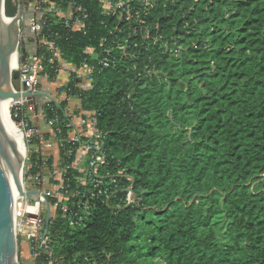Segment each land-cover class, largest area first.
I'll return each instance as SVG.
<instances>
[{"label":"trees","instance_id":"trees-1","mask_svg":"<svg viewBox=\"0 0 264 264\" xmlns=\"http://www.w3.org/2000/svg\"><path fill=\"white\" fill-rule=\"evenodd\" d=\"M5 1V15L14 16L16 4ZM76 2L90 15L84 32L51 23L42 33L57 31L64 59L77 67L87 46L94 56L110 51L107 68L86 59L90 87L71 77L57 93L94 115V141L105 154L96 176L117 188L105 201L90 199L83 226L52 222L54 257L61 264H264V0H132L131 17L121 22L103 15L98 1ZM43 66L51 73L52 64ZM65 103L42 108L46 120L57 116L59 139L72 130ZM59 153L60 166L75 158ZM43 158L30 153L31 173ZM81 175L66 171L68 193H87ZM130 184L138 205H125ZM58 239L67 251L57 250Z\"/></svg>","mask_w":264,"mask_h":264},{"label":"built area","instance_id":"built-area-1","mask_svg":"<svg viewBox=\"0 0 264 264\" xmlns=\"http://www.w3.org/2000/svg\"><path fill=\"white\" fill-rule=\"evenodd\" d=\"M93 1L99 2V8L103 15L112 13L120 22L131 17L129 12L132 0ZM24 2H27V8H29L28 14H24V16L27 18L35 43L33 50L25 54L24 60L17 64L21 87L24 85L27 92H37L42 80H55L62 71L67 72V81L72 77L80 81L77 86L84 87L86 82L91 81L92 71V67L87 64L86 59L93 58L95 48L86 47L84 53L87 56L81 66L77 67L64 59L62 51L56 43V39L59 37L58 32L51 31L49 28L46 29V34H43L42 31L45 26L56 23L67 32H84L86 23L90 19L89 13L76 0H23L22 4ZM19 5L16 4L17 11L20 10ZM136 20H138V16ZM104 41V38L101 39V46ZM40 48H43L42 52L38 51ZM109 55V49L104 48L100 51V56H94L100 69L110 66L112 59ZM45 60L53 65L51 73H42ZM88 87H90V83ZM31 101L21 97L12 105V107H16V114L17 112L19 114V125L27 142L34 138L38 141L42 140L41 134L31 120V116L36 114L35 106ZM66 116L69 118V125L72 126V130L68 132L66 138H57V134L60 133V129L55 127L57 116L47 120V123L52 129L53 136L57 138L59 147L63 149L64 155L69 158L74 154V160L64 166H60L58 161L59 172L55 171L53 175L48 176L42 173V168L48 166L45 164L47 158H43L40 171L36 174L29 171L28 175L30 184H32L29 190H39L41 195L18 196L13 200L15 242L20 238L21 244L28 243L27 251L32 264H61V260L54 257L51 248L54 239L50 230L52 222L60 220V224H65L68 228L83 226L84 220L88 218L90 199L105 201L110 193L117 188L114 179L103 182L96 176L97 168L105 161V154L102 145L94 141L100 137V133L96 129L94 115L79 108L77 113L75 111L67 112ZM80 137L87 141L74 148ZM65 143L68 144L67 147L64 146ZM85 162L86 165H84ZM70 168L82 172V175L77 177V182L82 187L89 186L86 189V194L67 192L68 185L64 183V174ZM49 181L54 186L47 190L46 184ZM40 185L41 187H38ZM23 189L26 191L25 188ZM126 190L125 205L137 203L132 184ZM44 200L48 202V206L42 203ZM90 261H92L91 264H97L94 259H90Z\"/></svg>","mask_w":264,"mask_h":264},{"label":"water","instance_id":"water-1","mask_svg":"<svg viewBox=\"0 0 264 264\" xmlns=\"http://www.w3.org/2000/svg\"><path fill=\"white\" fill-rule=\"evenodd\" d=\"M4 2L5 0H3L2 2V11L0 15V96L11 99L15 102L21 97H25L26 99L31 101L35 96L44 95L46 98H48L49 101H53L54 103L58 104V101L55 98L44 92L37 91L31 93L25 91V86L22 85L21 87L18 70L9 72L8 64L10 52L12 51L13 47H15L17 51L18 41L17 34H15V32L12 34L8 32L5 20H15L17 28V23L21 19L25 18V13L21 14V11L18 10L14 16H6L4 12ZM23 60L24 56L22 55L21 61ZM9 118L11 120L10 115ZM4 142H6L12 149H17L16 143L10 138V135L7 132L6 125L0 118V148L2 146V143ZM22 165L23 159L21 160V165L19 168L20 177L17 184L19 196L34 197L36 195H41V192L36 189L24 191L21 181ZM8 193L9 192L8 188L6 187V180L4 178L2 169L0 168V264H18V259L15 252V237L12 230L10 216L11 203L9 202ZM42 203L48 206L47 201L44 200Z\"/></svg>","mask_w":264,"mask_h":264},{"label":"rangeland","instance_id":"rangeland-1","mask_svg":"<svg viewBox=\"0 0 264 264\" xmlns=\"http://www.w3.org/2000/svg\"><path fill=\"white\" fill-rule=\"evenodd\" d=\"M22 1L23 0H20V1L13 0L14 4H20L19 8H20L21 14L25 13V15H27L29 12V8L24 6V4H22ZM25 1H28V0H25ZM17 28L18 29H17V32H15V34H17V41H18L17 42V58H18L17 64H19V63H21V56L23 55L25 57V54L30 53L34 48L35 42H34V38L32 37L31 30H30L29 24L27 23L26 17L24 19H21L17 23ZM14 70H17V66H16V69H14ZM17 114H18V112H17ZM17 114H16V107L11 106V108L9 110V115L11 117V121L14 124V126L20 130V131L19 130L18 131L20 133V136H21V139L23 142L24 157H23L21 181H22L23 188H25L27 191V190H29L30 187H32V184H30V181L28 178L29 171H30L29 170L28 157H29L30 153L36 152V153H38V156H43L44 158H49V157L53 158L54 156H57V148H56L57 147L56 146L57 140L51 141L52 135H49V136H51V137H49L50 139L48 138L49 140L47 138H45L43 135L42 140H39L38 143L29 144L27 142V139L25 137L24 132L21 130V127L19 125V119H18L19 114L18 115ZM45 139H47V140H45ZM58 166H59V164L57 163V161H53L50 166H44L42 168V173L47 174L48 176H50V174L53 175L55 171L59 172ZM56 175H57V173H56ZM46 186L48 188L47 190H50L54 186V184L51 181H49L46 184ZM38 187H41V185ZM138 203H139V201L137 200V203L133 202V203H130V205H138ZM65 232H66V229H64V228L60 229L61 234L65 233ZM66 242H67L66 239H61V240L58 239L57 250H66L67 251L66 245H64V243L67 244ZM15 244H16L15 252H16L17 259H18V264H25L23 254H22L24 244H21L20 238L17 239Z\"/></svg>","mask_w":264,"mask_h":264},{"label":"bare ground","instance_id":"bare-ground-1","mask_svg":"<svg viewBox=\"0 0 264 264\" xmlns=\"http://www.w3.org/2000/svg\"><path fill=\"white\" fill-rule=\"evenodd\" d=\"M2 2L3 0H0V15L2 11ZM5 22H6L7 30L10 34L17 32L15 20L6 19ZM17 59H18L17 51L16 48L13 47L9 57V64H8L9 72H12L14 69H16ZM13 102L14 101H12L11 99L0 96V118L6 125L7 132L10 135V138L16 143V147H17V149L14 150L10 146H8L6 142H4L2 143V146L0 148V168L2 169L4 178L6 180V187L8 188V192H9L8 197H9V202L11 203L10 216H11L12 230L14 234L13 200L14 198H17L19 196L17 190V186H18L17 184L20 177L19 168L21 165V160L24 157V152H23V142L19 133L20 130L14 126V124L9 118V110L13 105Z\"/></svg>","mask_w":264,"mask_h":264},{"label":"crops","instance_id":"crops-1","mask_svg":"<svg viewBox=\"0 0 264 264\" xmlns=\"http://www.w3.org/2000/svg\"><path fill=\"white\" fill-rule=\"evenodd\" d=\"M24 6L27 7V2H24ZM67 79H68L67 72L66 71H62V72H60L57 75L55 80H50V81L42 80L38 91L44 92L46 94L51 95L53 98H55L58 101V104L60 102H62V101L66 102L65 105H64V109L66 110V112H72V111L74 112L76 110L78 111V109L80 108V101H79L78 98H76V97H66L65 94L58 95V93H57L58 87L63 86L66 83ZM88 85H89V83L86 82L84 88H87ZM48 101H49L48 98H46L44 95H38V96H35L33 98V100L31 102L35 106L36 114L31 116V120H32L35 128L41 134L42 138H43V135H46V134L47 135H52V140L51 141H53V140L56 141L57 139L53 136L52 129L48 125V123H47V121L45 119V116L43 114V111H42L43 106ZM49 137H51V136H49ZM47 139H45V140H47ZM56 146H57L56 147L57 148V156H54L52 159H53V161H57V163H58V161L60 159V157H59L60 156V153H59L60 152V147H59L58 141H56ZM22 244H24L23 253H22L24 261H25L24 263L25 264H32V261L29 258V253L27 251V248H28L27 244L28 243L27 242H23Z\"/></svg>","mask_w":264,"mask_h":264}]
</instances>
